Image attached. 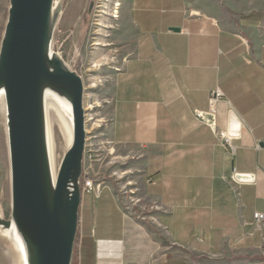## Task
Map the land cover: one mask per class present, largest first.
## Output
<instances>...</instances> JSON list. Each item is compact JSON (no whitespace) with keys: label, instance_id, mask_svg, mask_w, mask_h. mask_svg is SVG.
Returning <instances> with one entry per match:
<instances>
[{"label":"crops","instance_id":"0c3cea01","mask_svg":"<svg viewBox=\"0 0 264 264\" xmlns=\"http://www.w3.org/2000/svg\"><path fill=\"white\" fill-rule=\"evenodd\" d=\"M124 14L133 54L103 144L136 160L145 205L122 208L104 181L82 195L74 263L264 264V0H127ZM217 89L212 130L194 112Z\"/></svg>","mask_w":264,"mask_h":264},{"label":"water","instance_id":"95a60500","mask_svg":"<svg viewBox=\"0 0 264 264\" xmlns=\"http://www.w3.org/2000/svg\"><path fill=\"white\" fill-rule=\"evenodd\" d=\"M62 4L9 0L0 43L12 207L10 219L0 220V227L14 231L24 264H72L79 228L86 142L83 83L51 51ZM48 95L68 110L73 134L55 179L48 149ZM239 132L231 113L228 133L235 137ZM235 180L250 183L253 177L236 175Z\"/></svg>","mask_w":264,"mask_h":264},{"label":"rangeland","instance_id":"374dc122","mask_svg":"<svg viewBox=\"0 0 264 264\" xmlns=\"http://www.w3.org/2000/svg\"><path fill=\"white\" fill-rule=\"evenodd\" d=\"M127 0H55L62 11L53 32L51 51L77 73L83 83V108L87 146L84 158L85 175L101 177L112 186L122 208H143L145 202L141 171L131 155H124L104 145L111 125L112 88L115 75L133 54L134 31L125 14ZM92 4V10L89 7ZM9 0H0V43L7 19ZM53 100H49V102ZM3 103V101H1ZM55 103V102H54ZM57 103V102H56ZM4 104V103H3ZM63 118L69 112L57 103ZM47 112V110H46ZM67 121V120H66ZM57 167L64 154V141L54 128ZM104 143V144H103ZM104 146H103V145ZM103 149V147H105ZM107 150V151H106ZM109 151V152H108ZM89 156L92 160L89 159ZM103 181L100 184H103ZM10 164L5 113L0 122V220L8 222L11 214ZM144 213V210H140ZM139 219L143 216L140 215ZM10 231L0 227V264H24L18 247L10 241ZM114 238V237H113ZM76 247V246H75ZM75 261V250L74 259Z\"/></svg>","mask_w":264,"mask_h":264},{"label":"bare ground","instance_id":"6f19581e","mask_svg":"<svg viewBox=\"0 0 264 264\" xmlns=\"http://www.w3.org/2000/svg\"><path fill=\"white\" fill-rule=\"evenodd\" d=\"M49 94V92L47 93ZM51 94V93H50ZM49 100H53L54 102ZM0 98V122H1V112L5 113V106L4 101ZM47 115V128H48V149H49V158H50V166L53 178L55 179L58 167H57V147H56V139H55V132L54 128L57 126L58 130L61 132L60 136H62L64 141V151L68 149L72 143V126L71 122L68 119H64L62 114L60 113V109L57 106L56 101L52 98V96L48 95L45 99V111ZM7 134V130H6ZM10 240L14 243V231L11 230L10 232Z\"/></svg>","mask_w":264,"mask_h":264},{"label":"built area","instance_id":"2783aa9c","mask_svg":"<svg viewBox=\"0 0 264 264\" xmlns=\"http://www.w3.org/2000/svg\"><path fill=\"white\" fill-rule=\"evenodd\" d=\"M221 97H222L221 91L219 89L215 90L214 92L211 93L210 98H209L208 112L207 113L198 112V111L194 112V115L197 118V120L201 122L202 124H205L212 130L216 129V121L213 116L215 114L216 102ZM219 135L221 137V140L223 142V146L225 147V149H227V151L230 154H234L235 148L231 144L232 137L229 135L228 131L221 132L219 133ZM107 145H109V143ZM86 150H87V146L85 145L84 158L86 157V154H87ZM109 151H111V149ZM89 159L92 160L90 156H89ZM232 180L233 182H235L234 179ZM100 186H101L100 182L97 183L92 179V177L85 175L84 180L82 179L81 194L82 195L94 194V193L97 194L101 190ZM253 218L257 225L264 222V214L255 213L253 215Z\"/></svg>","mask_w":264,"mask_h":264},{"label":"trees","instance_id":"16d2710c","mask_svg":"<svg viewBox=\"0 0 264 264\" xmlns=\"http://www.w3.org/2000/svg\"><path fill=\"white\" fill-rule=\"evenodd\" d=\"M92 179L95 181V182H97V183H99V182H101V181H103V178H101V177H92Z\"/></svg>","mask_w":264,"mask_h":264}]
</instances>
